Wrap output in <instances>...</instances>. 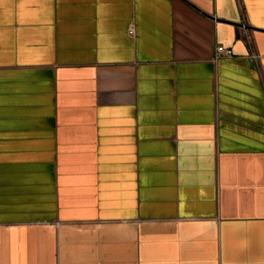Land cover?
Listing matches in <instances>:
<instances>
[{"label": "crops", "instance_id": "obj_1", "mask_svg": "<svg viewBox=\"0 0 264 264\" xmlns=\"http://www.w3.org/2000/svg\"><path fill=\"white\" fill-rule=\"evenodd\" d=\"M0 264H264V0H0Z\"/></svg>", "mask_w": 264, "mask_h": 264}, {"label": "built area", "instance_id": "obj_2", "mask_svg": "<svg viewBox=\"0 0 264 264\" xmlns=\"http://www.w3.org/2000/svg\"><path fill=\"white\" fill-rule=\"evenodd\" d=\"M243 29H244V31H245V33L247 32V30L245 29V25H243V27H242ZM132 33V31H129V34H131ZM247 34V33H246ZM247 36V35H246ZM247 39H249V36H247ZM232 55H233V53H232V51L230 50V49H228V48H225V47H223V46H221V45H219V46H217L216 48H215V51H214V58L216 59V60H218V59H220V58H223V57H232ZM253 57L255 58V59H257L258 58V56L256 55V54H253Z\"/></svg>", "mask_w": 264, "mask_h": 264}]
</instances>
